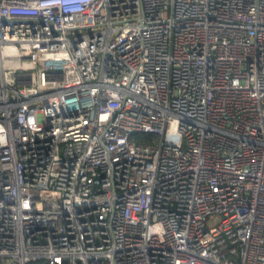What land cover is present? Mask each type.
Returning a JSON list of instances; mask_svg holds the SVG:
<instances>
[{
    "label": "built area",
    "instance_id": "obj_1",
    "mask_svg": "<svg viewBox=\"0 0 264 264\" xmlns=\"http://www.w3.org/2000/svg\"><path fill=\"white\" fill-rule=\"evenodd\" d=\"M0 264H264V0H0Z\"/></svg>",
    "mask_w": 264,
    "mask_h": 264
},
{
    "label": "rangeland",
    "instance_id": "obj_2",
    "mask_svg": "<svg viewBox=\"0 0 264 264\" xmlns=\"http://www.w3.org/2000/svg\"><path fill=\"white\" fill-rule=\"evenodd\" d=\"M210 223H213V221H211Z\"/></svg>",
    "mask_w": 264,
    "mask_h": 264
}]
</instances>
